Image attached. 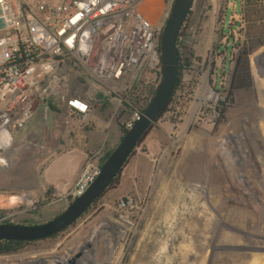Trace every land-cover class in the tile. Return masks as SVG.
Returning a JSON list of instances; mask_svg holds the SVG:
<instances>
[{"label": "rangeland", "instance_id": "374dc122", "mask_svg": "<svg viewBox=\"0 0 264 264\" xmlns=\"http://www.w3.org/2000/svg\"><path fill=\"white\" fill-rule=\"evenodd\" d=\"M229 2L195 0L182 26L185 68L167 112L144 139L151 155L141 166L147 177L131 195L143 200V208L115 212L123 197L110 188L65 232L0 256V264H54L48 261L76 247L91 223L99 226L103 221L95 241L97 264H264V74L259 72L260 67L264 71V6L257 8L253 31L247 34L243 25L244 5L264 2L240 0L242 9L240 4L235 11L230 6L226 19ZM163 9V1L142 5L160 31L172 8ZM242 43L250 54L252 78L245 81H250L248 87L238 89L231 85L232 52ZM253 43L262 47L252 51ZM208 86L225 99L215 121L197 119L190 97ZM48 117V123L27 124L9 150L11 159L23 166L0 175V223L42 224L68 206L63 192L51 186L43 190L40 168L34 166L37 145H44L40 151L45 156L59 131L53 122L58 116L50 111ZM126 119L122 114L113 121L121 138ZM18 142L22 151L15 149ZM100 148L99 160L113 147L106 142Z\"/></svg>", "mask_w": 264, "mask_h": 264}, {"label": "built area", "instance_id": "2783aa9c", "mask_svg": "<svg viewBox=\"0 0 264 264\" xmlns=\"http://www.w3.org/2000/svg\"><path fill=\"white\" fill-rule=\"evenodd\" d=\"M155 1L0 0V167L7 165L16 135L39 111L46 119L53 108L84 123L95 108L109 107L108 121L125 114L123 127L132 129L162 80L161 31L142 12L144 3ZM157 1H163V12L172 8L170 0ZM190 97L197 119L217 120L225 99L216 88ZM102 151L87 154L63 200L74 201L94 182ZM141 208L143 200L126 196L114 211ZM105 222L91 223L76 247L48 262L97 264L95 241Z\"/></svg>", "mask_w": 264, "mask_h": 264}, {"label": "water", "instance_id": "95a60500", "mask_svg": "<svg viewBox=\"0 0 264 264\" xmlns=\"http://www.w3.org/2000/svg\"><path fill=\"white\" fill-rule=\"evenodd\" d=\"M195 0H175L160 39L162 80L152 101L132 129L101 167L100 173L83 195L68 204L54 219L37 225L0 224V241L39 242L51 239L72 227L119 176L139 142L147 136L172 97L178 74V35ZM1 13V7H0ZM5 23L0 19V29Z\"/></svg>", "mask_w": 264, "mask_h": 264}, {"label": "crops", "instance_id": "0c3cea01", "mask_svg": "<svg viewBox=\"0 0 264 264\" xmlns=\"http://www.w3.org/2000/svg\"><path fill=\"white\" fill-rule=\"evenodd\" d=\"M239 4L242 9L240 0H230L225 12L226 19L228 17V8L232 6L235 11ZM240 15L241 12L237 15L238 18H240ZM237 16L234 15V17ZM225 29L226 22H224L223 34H225ZM51 111L58 116L57 119L54 117L53 122L59 131L53 135L55 138L53 141L54 145L46 151L45 156L44 152L40 151L44 150V145L41 143L37 145L35 151L37 162H35L34 166L36 171L40 168L39 172L41 174L43 190L51 186L55 191L65 192L71 188L79 177L87 154L97 147L103 146L106 142L110 148L114 147L119 143L121 134L118 123L108 121L110 115L109 107L95 108L92 111L91 119L84 123L77 118L65 117L56 109L52 108ZM48 113L47 118L44 119V112L39 111L27 123V126H32L36 121L48 123ZM18 134L16 137H18ZM22 145V142H18L15 149L21 150ZM142 146L146 147V152L141 150ZM150 157L149 147L144 140L133 154L131 162L129 161L130 163L121 171L120 184L117 188L119 196L126 197L139 192L144 178L147 177V173L141 169V166L149 162ZM6 159L8 165L0 167V175L3 174V171H8L7 169L9 168L17 170V168L21 169L23 166V163L14 162L11 159L10 153H8ZM65 202L68 203L67 201Z\"/></svg>", "mask_w": 264, "mask_h": 264}, {"label": "trees", "instance_id": "16d2710c", "mask_svg": "<svg viewBox=\"0 0 264 264\" xmlns=\"http://www.w3.org/2000/svg\"><path fill=\"white\" fill-rule=\"evenodd\" d=\"M259 5V6H258ZM261 6H264V5H261V4H258V3H255V2H250L246 5H244L243 7V16H244V28H245V32L247 34H249L251 31H253V25L256 24V13L258 12L257 8H260L261 9ZM161 34H162V31H161ZM161 34H160V39H161ZM181 34H182V29L180 30L179 32V35H178V42H177V48H178V67H179V74H178V78H177V81H176V84H175V87H174V90L172 92V97L178 87V84H179V80H180V76H181V68H182V64H183V61L184 58H181V54H180V51H179V47H178V44H179V38L181 37ZM252 46H256L254 48H252V51H254L256 48H260L262 47V45H257L255 43H253ZM249 51L247 50V47H244L243 46V43L241 45H236L235 48H233V52H232V63L234 65L233 67V71H232V74H231V85L233 87H236L238 89H242V88H245V87H248L250 85V81L247 82L249 83V85H247V83L245 82L246 80H250V77L252 78V75H251V69H250V61H249ZM261 74H259L260 76ZM172 97L170 99V102L172 100ZM169 102V103H170ZM169 106V104H168ZM168 106L165 108V110L163 111V113L161 114V116L159 117V119L167 112V108ZM158 119V120H159ZM153 128V127H152ZM151 131V130H150ZM149 131V132H150ZM127 131L124 129L123 131V136L124 134L126 133ZM149 134V133H148ZM147 134V135H148ZM123 138V137H122ZM122 138H120V141L122 140ZM146 137H144L140 142H139V146L140 144L144 141ZM118 146V144L113 147L112 149H110L109 151H107V153L103 156V158L100 160V165L102 166L104 164V162L109 158V156L111 155V153L113 152V150ZM136 151V150H135ZM133 151L132 154L135 152ZM132 156V155H131ZM130 156V157H131ZM127 163V162H126ZM121 174V173H120ZM120 174L119 176H117L114 181L112 182V184L110 185V188H118L119 184H120ZM107 189V190H108ZM49 193L50 191H48L46 193L47 196H49ZM105 194V193H104ZM103 194V195H104ZM102 195V196H103ZM101 196V197H102ZM100 197V198H101ZM100 198H98L94 203L93 205L88 209V211L83 215H87V213H89V211H91L93 209V207L96 205V203L100 200ZM70 204V203H68ZM4 214V212H0V219H2V215ZM82 216V217H83ZM81 217V218H82ZM0 224H13L9 221H3L2 223ZM22 225H25V224H22ZM31 225V224H29ZM65 232V231H64ZM63 233V232H62ZM59 234L53 236L51 239H54L58 236ZM35 243L37 242H18V241H0V256H7V255H11V254H17V253H20L26 249H28L29 247H31L32 245H34Z\"/></svg>", "mask_w": 264, "mask_h": 264}, {"label": "flooded vegetation", "instance_id": "af4514ba", "mask_svg": "<svg viewBox=\"0 0 264 264\" xmlns=\"http://www.w3.org/2000/svg\"><path fill=\"white\" fill-rule=\"evenodd\" d=\"M178 47H179V51H180V54H181V58H184V56H183V49L181 48L180 42L178 44ZM182 66H183V64H182Z\"/></svg>", "mask_w": 264, "mask_h": 264}, {"label": "bare ground", "instance_id": "6f19581e", "mask_svg": "<svg viewBox=\"0 0 264 264\" xmlns=\"http://www.w3.org/2000/svg\"><path fill=\"white\" fill-rule=\"evenodd\" d=\"M215 98H216V96L215 97H212V99H215ZM54 264H55V261H54ZM58 264H67V263H66V261L61 260V262H59Z\"/></svg>", "mask_w": 264, "mask_h": 264}]
</instances>
